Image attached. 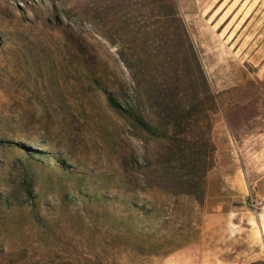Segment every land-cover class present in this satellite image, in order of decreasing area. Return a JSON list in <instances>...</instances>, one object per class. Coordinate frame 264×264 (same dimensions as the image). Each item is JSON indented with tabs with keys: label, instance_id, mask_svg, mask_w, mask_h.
<instances>
[{
	"label": "rangeland",
	"instance_id": "rangeland-1",
	"mask_svg": "<svg viewBox=\"0 0 264 264\" xmlns=\"http://www.w3.org/2000/svg\"><path fill=\"white\" fill-rule=\"evenodd\" d=\"M176 2L221 96L202 204L153 182L171 158L166 142L110 108L93 82L150 120L136 50L126 45L122 61L98 32H151L155 14L122 0H0V264H264V0ZM127 14L147 20L128 25ZM179 62L186 82L187 57ZM10 144L47 153L31 195ZM56 160L88 174L79 193L57 181ZM94 192L136 198L154 216L135 215L139 231L127 233V204L84 201Z\"/></svg>",
	"mask_w": 264,
	"mask_h": 264
},
{
	"label": "trees",
	"instance_id": "trees-1",
	"mask_svg": "<svg viewBox=\"0 0 264 264\" xmlns=\"http://www.w3.org/2000/svg\"><path fill=\"white\" fill-rule=\"evenodd\" d=\"M125 8H140L149 10L157 19L155 29L151 32L145 30V26L137 29H129L127 32L113 33L112 39L104 32L98 35L105 38L110 44L120 48L118 55L124 60L123 48L132 46V76L142 78L144 96L147 101L150 120L142 116L137 106L122 107L117 99V89L105 87L101 79H94L95 86L100 89L110 108L130 120L138 129L149 134L155 139L164 140L167 144L166 155L171 158L165 162L164 172L155 173L153 182L161 187H173L179 189V194L202 204L205 194V176L212 167L215 147L212 142L211 132L215 117L220 111V93L210 89L206 78L201 71L198 55L189 38L185 23L181 17L176 0H122ZM142 15V14H141ZM128 25L145 23L146 16L137 20V15L124 16ZM142 24V25H143ZM167 25V28L160 27ZM180 54L187 57L185 70L189 73L187 81L182 79L184 69L180 65ZM130 64V69L131 65ZM197 70L201 75V90L198 84L191 80L193 71ZM186 88H185V87ZM119 88L122 86L119 84ZM12 149H17L21 156L15 158L16 167L21 172L24 183V192L32 194L36 186V171L41 166V159L47 153L40 150L26 149L21 144H10ZM59 176L57 181H75L76 192L79 193L82 184L90 178L88 174L77 172L64 161L56 160ZM167 167V168H165ZM103 177V176H101ZM125 189L128 182L121 180ZM96 190V187H93ZM37 196L29 197V203L34 205ZM86 200L109 201L123 203L129 207L126 218L122 223V230L127 233L137 232L139 228L134 226L135 215L141 217L154 216L153 212L143 210L136 204V198L126 201L124 198L99 196L96 192ZM167 223V222H164ZM258 264V263H253Z\"/></svg>",
	"mask_w": 264,
	"mask_h": 264
},
{
	"label": "bare ground",
	"instance_id": "bare-ground-1",
	"mask_svg": "<svg viewBox=\"0 0 264 264\" xmlns=\"http://www.w3.org/2000/svg\"><path fill=\"white\" fill-rule=\"evenodd\" d=\"M229 39V38H228Z\"/></svg>",
	"mask_w": 264,
	"mask_h": 264
}]
</instances>
